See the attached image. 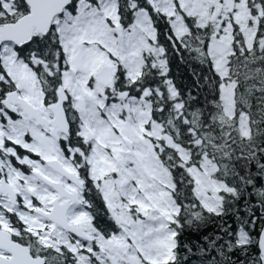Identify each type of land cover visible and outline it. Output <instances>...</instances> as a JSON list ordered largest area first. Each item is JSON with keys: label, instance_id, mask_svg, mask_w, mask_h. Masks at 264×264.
Returning <instances> with one entry per match:
<instances>
[{"label": "snow or ice", "instance_id": "obj_1", "mask_svg": "<svg viewBox=\"0 0 264 264\" xmlns=\"http://www.w3.org/2000/svg\"><path fill=\"white\" fill-rule=\"evenodd\" d=\"M193 255L264 264V0H0V264Z\"/></svg>", "mask_w": 264, "mask_h": 264}, {"label": "trees", "instance_id": "obj_2", "mask_svg": "<svg viewBox=\"0 0 264 264\" xmlns=\"http://www.w3.org/2000/svg\"><path fill=\"white\" fill-rule=\"evenodd\" d=\"M174 71H178L179 73H184L185 70L181 67L179 69H174ZM213 231L212 226H208L207 228L203 229L202 232L200 233H186V235L188 236V238L192 241H196L200 238L201 235H205L208 234L210 232ZM195 251V249H194ZM188 264H201L199 257L197 255H193L189 258L188 260Z\"/></svg>", "mask_w": 264, "mask_h": 264}]
</instances>
